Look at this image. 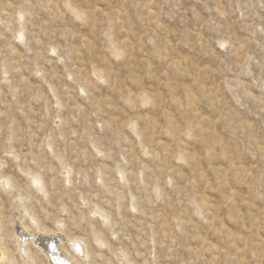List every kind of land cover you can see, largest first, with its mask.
I'll list each match as a JSON object with an SVG mask.
<instances>
[{"label":"rangeland","instance_id":"obj_1","mask_svg":"<svg viewBox=\"0 0 264 264\" xmlns=\"http://www.w3.org/2000/svg\"><path fill=\"white\" fill-rule=\"evenodd\" d=\"M71 240L264 264V0H0V264Z\"/></svg>","mask_w":264,"mask_h":264},{"label":"bare ground","instance_id":"obj_2","mask_svg":"<svg viewBox=\"0 0 264 264\" xmlns=\"http://www.w3.org/2000/svg\"><path fill=\"white\" fill-rule=\"evenodd\" d=\"M49 245L50 243L47 244V247L43 251L45 252L47 258L51 261V264H78L77 262L78 260L76 261L78 256L77 255L78 251L81 252L82 258H87L89 256V253L86 250V245L79 240H71V245H72L71 247L75 255L71 254L70 252L63 251V249L62 251H59L57 245H56V249H53V247L49 249ZM22 251L24 252V255L27 256L26 247L23 248Z\"/></svg>","mask_w":264,"mask_h":264},{"label":"water","instance_id":"obj_3","mask_svg":"<svg viewBox=\"0 0 264 264\" xmlns=\"http://www.w3.org/2000/svg\"><path fill=\"white\" fill-rule=\"evenodd\" d=\"M55 246V247H54ZM53 247V249H56V244L53 243V242H50V245H49V249H51ZM53 262V261H52Z\"/></svg>","mask_w":264,"mask_h":264}]
</instances>
